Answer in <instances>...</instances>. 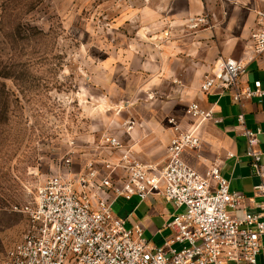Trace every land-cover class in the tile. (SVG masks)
I'll use <instances>...</instances> for the list:
<instances>
[{
    "label": "rangeland",
    "instance_id": "rangeland-1",
    "mask_svg": "<svg viewBox=\"0 0 264 264\" xmlns=\"http://www.w3.org/2000/svg\"><path fill=\"white\" fill-rule=\"evenodd\" d=\"M186 5L0 0V259L27 227L14 207L31 202L51 175L80 173L90 160L101 176L115 174L123 151L164 164L172 117L184 128L198 123L205 136L212 121L188 113L201 101L204 70L190 68L195 64L176 37L209 18L186 17ZM107 136H117L120 148ZM202 141L187 159L199 170L211 145ZM134 206L120 197L111 208L125 220Z\"/></svg>",
    "mask_w": 264,
    "mask_h": 264
},
{
    "label": "built area",
    "instance_id": "built-area-1",
    "mask_svg": "<svg viewBox=\"0 0 264 264\" xmlns=\"http://www.w3.org/2000/svg\"><path fill=\"white\" fill-rule=\"evenodd\" d=\"M251 41L247 58L219 56L203 74L200 88L231 91L241 107L237 121L246 137V155L260 178L254 185V196L261 197L258 211L242 217L231 213L246 196L231 190L218 163L199 170L185 159L186 152L202 145L200 125L184 128L172 117L164 164L123 151L115 174L101 176L97 161L90 160L80 173L48 177L31 202L14 207L26 215L27 227L0 264H258L264 249V164L259 148L263 130L246 126L243 101L264 97V87L261 80L254 87L242 84V77L247 64L264 55V10L258 12ZM188 113L193 119L217 121L212 109L199 102H192ZM107 144L120 148L121 141L107 136ZM66 162L71 165L72 158ZM150 194L184 208L166 222L171 235L159 245L145 238L138 224L127 226L111 208L119 197L146 199Z\"/></svg>",
    "mask_w": 264,
    "mask_h": 264
},
{
    "label": "crops",
    "instance_id": "crops-1",
    "mask_svg": "<svg viewBox=\"0 0 264 264\" xmlns=\"http://www.w3.org/2000/svg\"><path fill=\"white\" fill-rule=\"evenodd\" d=\"M260 10H264V0H187L186 17L206 12L209 18L208 23L196 32L176 37L177 43L183 40L181 49L196 65L190 68L204 70L205 73L221 55L247 58L252 53L251 35L258 26ZM257 80H261L264 87V55L247 64L242 84L248 83L254 87ZM200 100L201 106L212 109L213 117L217 119L212 120L205 136L201 133L202 139L206 138L207 143L211 144L208 145L210 151L205 159L206 167L218 163L221 174L230 180L231 190L246 196L242 205L231 211L234 216L242 217L245 212L258 211L261 197L254 196V185L259 183L260 178L246 155V137L237 121L240 105L233 100L231 91L220 93L218 89L203 92L200 88ZM243 104L246 126L252 129L261 127L263 130L259 135V148L264 164V97L248 98ZM188 154L185 153L186 160ZM125 199L135 203L125 219L127 226L138 224L143 229V236L155 245L161 244L171 235V229L165 224L181 208L159 195L150 194L146 199L138 196ZM140 208L142 212L137 214ZM258 264H264V249L258 255Z\"/></svg>",
    "mask_w": 264,
    "mask_h": 264
}]
</instances>
